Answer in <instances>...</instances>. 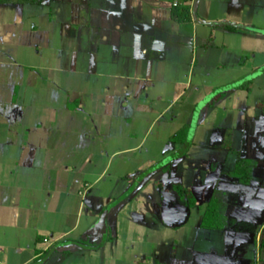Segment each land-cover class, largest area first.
Segmentation results:
<instances>
[{"label": "crops", "instance_id": "obj_1", "mask_svg": "<svg viewBox=\"0 0 264 264\" xmlns=\"http://www.w3.org/2000/svg\"><path fill=\"white\" fill-rule=\"evenodd\" d=\"M0 264H264V0H0Z\"/></svg>", "mask_w": 264, "mask_h": 264}, {"label": "built area", "instance_id": "obj_2", "mask_svg": "<svg viewBox=\"0 0 264 264\" xmlns=\"http://www.w3.org/2000/svg\"><path fill=\"white\" fill-rule=\"evenodd\" d=\"M197 0H169L173 10H187L191 8Z\"/></svg>", "mask_w": 264, "mask_h": 264}, {"label": "trees", "instance_id": "obj_3", "mask_svg": "<svg viewBox=\"0 0 264 264\" xmlns=\"http://www.w3.org/2000/svg\"><path fill=\"white\" fill-rule=\"evenodd\" d=\"M178 12V11H177ZM178 16L179 17H185V18H188V16L183 13V12H179L178 13ZM244 165H245V162L242 161L240 158L238 159V162H237V168H236V174L240 177V180L244 181V182H248L247 179H244L243 177H241V173H243V170H244ZM191 205V204H190ZM210 219V216L208 215L207 213V216L205 218V225H208V220Z\"/></svg>", "mask_w": 264, "mask_h": 264}]
</instances>
